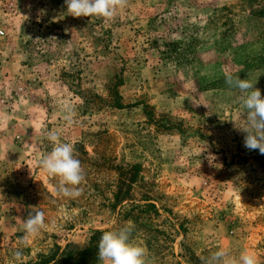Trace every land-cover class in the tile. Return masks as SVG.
Here are the masks:
<instances>
[{"label": "rangeland", "instance_id": "1", "mask_svg": "<svg viewBox=\"0 0 264 264\" xmlns=\"http://www.w3.org/2000/svg\"><path fill=\"white\" fill-rule=\"evenodd\" d=\"M0 29V264H103L101 236L76 251L128 221L146 264H205L218 247L264 264V154L244 146L224 79L264 96V0H128L111 20L0 0ZM45 129L77 141L79 198L53 196L59 178L36 166ZM33 208L45 228L21 245Z\"/></svg>", "mask_w": 264, "mask_h": 264}, {"label": "clouds", "instance_id": "2", "mask_svg": "<svg viewBox=\"0 0 264 264\" xmlns=\"http://www.w3.org/2000/svg\"><path fill=\"white\" fill-rule=\"evenodd\" d=\"M64 3L67 13L73 17L95 16L111 20L117 9L126 7L128 0H64ZM224 79L226 85L240 92L238 102L241 111L238 116L244 123L232 121L237 130L245 133L244 146L249 150L258 149L260 154H264V96L261 95L260 89L254 87L256 80L241 79L237 73L230 71H225ZM73 111L72 106L63 109L64 120L69 126L74 123ZM44 138L52 144V149L37 159L36 166L48 177L59 178L58 185L52 188V195L69 199L79 198L83 194L80 185L86 177L80 160L74 155L77 141L61 142L59 132L46 129ZM201 153L202 151L198 155ZM44 228L45 213L33 208L23 222L20 244L27 245L29 240L38 237ZM134 229L135 224L128 221L115 230L102 232L97 254L103 264H146L147 250L133 241ZM13 257L15 261H21L22 252L19 248L14 251ZM205 264H260V261L256 253L249 249H244L238 256H234L228 247H218L206 258Z\"/></svg>", "mask_w": 264, "mask_h": 264}, {"label": "trees", "instance_id": "3", "mask_svg": "<svg viewBox=\"0 0 264 264\" xmlns=\"http://www.w3.org/2000/svg\"><path fill=\"white\" fill-rule=\"evenodd\" d=\"M101 230H92V234L90 236V240H89V244L87 247H85L84 249H80L78 251H76V254L78 255H88L91 254L92 248H94L96 246V241L95 239L100 237L102 235ZM66 255L68 254L70 257L72 256L71 252L70 253H65Z\"/></svg>", "mask_w": 264, "mask_h": 264}, {"label": "built area", "instance_id": "4", "mask_svg": "<svg viewBox=\"0 0 264 264\" xmlns=\"http://www.w3.org/2000/svg\"><path fill=\"white\" fill-rule=\"evenodd\" d=\"M3 34V31L0 29V35Z\"/></svg>", "mask_w": 264, "mask_h": 264}]
</instances>
